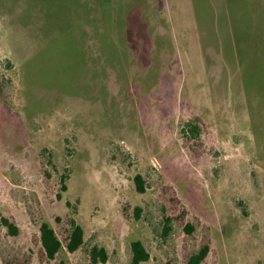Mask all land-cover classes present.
I'll return each instance as SVG.
<instances>
[{"label":"rangeland","instance_id":"rangeland-1","mask_svg":"<svg viewBox=\"0 0 264 264\" xmlns=\"http://www.w3.org/2000/svg\"><path fill=\"white\" fill-rule=\"evenodd\" d=\"M42 222L83 244L47 259ZM134 240L264 264V0H0V264H129Z\"/></svg>","mask_w":264,"mask_h":264},{"label":"trees","instance_id":"trees-1","mask_svg":"<svg viewBox=\"0 0 264 264\" xmlns=\"http://www.w3.org/2000/svg\"><path fill=\"white\" fill-rule=\"evenodd\" d=\"M183 131H187L186 133L193 138L199 135V128L193 122L186 123ZM134 183L138 192L145 191L144 180L140 174H136L134 176ZM61 187L63 190L66 189L65 184H63V179H61ZM1 222L10 234L15 235L17 233V227L8 218L1 217ZM187 227L188 230L192 229V226L190 225H187ZM83 236L82 227L78 224H73L66 243L63 246L48 223L42 222L39 226V240L47 259H54L62 247L70 253L76 251L83 244ZM208 251L209 246L207 244L203 245L188 257L186 264H201ZM130 252L131 258L129 264H140L147 261L149 258V254L140 240H134L130 243ZM89 258L92 264H97L99 262L104 263L107 260V253L104 248L93 246L89 251ZM58 264L66 263L64 261H60Z\"/></svg>","mask_w":264,"mask_h":264}]
</instances>
